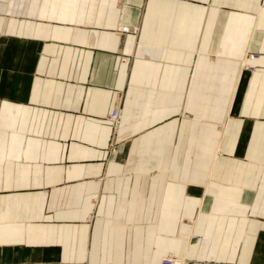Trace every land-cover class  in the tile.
Returning a JSON list of instances; mask_svg holds the SVG:
<instances>
[{
    "label": "crops",
    "instance_id": "1",
    "mask_svg": "<svg viewBox=\"0 0 264 264\" xmlns=\"http://www.w3.org/2000/svg\"><path fill=\"white\" fill-rule=\"evenodd\" d=\"M169 257L264 264V0H0V264Z\"/></svg>",
    "mask_w": 264,
    "mask_h": 264
},
{
    "label": "built area",
    "instance_id": "2",
    "mask_svg": "<svg viewBox=\"0 0 264 264\" xmlns=\"http://www.w3.org/2000/svg\"><path fill=\"white\" fill-rule=\"evenodd\" d=\"M122 33H128L130 32V29L126 28V27H123L121 30H120ZM251 58H253V56H251ZM248 69H251V67H247ZM119 118H120V111L118 109H115L112 114L110 115L109 117V120L114 124L116 125L119 121ZM161 264H181V262H179L177 260V258L175 257H169V258H166V259H163L162 263Z\"/></svg>",
    "mask_w": 264,
    "mask_h": 264
},
{
    "label": "bare ground",
    "instance_id": "3",
    "mask_svg": "<svg viewBox=\"0 0 264 264\" xmlns=\"http://www.w3.org/2000/svg\"><path fill=\"white\" fill-rule=\"evenodd\" d=\"M126 28H128V27H126ZM128 29H129V28H128ZM175 258H176V257H175ZM177 260H178L179 262H181L180 259L177 258Z\"/></svg>",
    "mask_w": 264,
    "mask_h": 264
}]
</instances>
